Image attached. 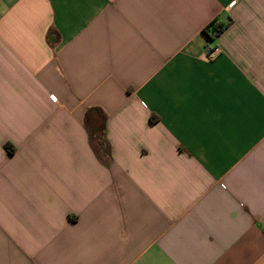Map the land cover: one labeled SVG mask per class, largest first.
<instances>
[{
    "label": "crops",
    "instance_id": "crops-1",
    "mask_svg": "<svg viewBox=\"0 0 264 264\" xmlns=\"http://www.w3.org/2000/svg\"><path fill=\"white\" fill-rule=\"evenodd\" d=\"M0 264H264V0H0Z\"/></svg>",
    "mask_w": 264,
    "mask_h": 264
},
{
    "label": "trees",
    "instance_id": "trees-1",
    "mask_svg": "<svg viewBox=\"0 0 264 264\" xmlns=\"http://www.w3.org/2000/svg\"><path fill=\"white\" fill-rule=\"evenodd\" d=\"M222 29H223L222 24H219L216 22H211L209 24V26H207L204 29V33H205L208 40H213L218 36V34L220 33V31H222ZM214 35H216V36H214Z\"/></svg>",
    "mask_w": 264,
    "mask_h": 264
},
{
    "label": "built area",
    "instance_id": "built-area-1",
    "mask_svg": "<svg viewBox=\"0 0 264 264\" xmlns=\"http://www.w3.org/2000/svg\"><path fill=\"white\" fill-rule=\"evenodd\" d=\"M214 36H216V35H214ZM217 51H218V49H216V48H213V49L207 48L206 55L208 58L212 59L216 56Z\"/></svg>",
    "mask_w": 264,
    "mask_h": 264
}]
</instances>
